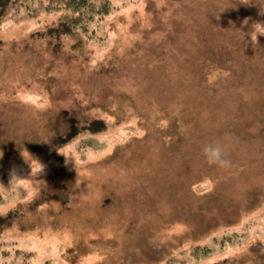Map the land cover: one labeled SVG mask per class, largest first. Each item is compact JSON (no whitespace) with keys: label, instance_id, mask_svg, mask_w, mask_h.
I'll list each match as a JSON object with an SVG mask.
<instances>
[{"label":"rangeland","instance_id":"374dc122","mask_svg":"<svg viewBox=\"0 0 264 264\" xmlns=\"http://www.w3.org/2000/svg\"><path fill=\"white\" fill-rule=\"evenodd\" d=\"M111 2L92 37L62 34V11L0 12V264H264V134L226 132L264 130V0ZM63 111L105 127L60 141ZM27 152L36 198L10 184Z\"/></svg>","mask_w":264,"mask_h":264},{"label":"trees","instance_id":"16d2710c","mask_svg":"<svg viewBox=\"0 0 264 264\" xmlns=\"http://www.w3.org/2000/svg\"><path fill=\"white\" fill-rule=\"evenodd\" d=\"M23 9L27 12L30 17H37L41 12L51 13L54 11H62L63 14L68 16V20L60 22L62 25V34L73 30H79L81 33L92 37V33H88L89 26L94 22L102 19L107 14L111 13L113 10V5L111 0H0V12H5L6 10H11L13 12H18ZM216 97L212 98V102L217 105L218 99ZM222 99V98H220ZM234 102V101H233ZM238 102L234 103L232 111L238 108ZM239 112V111H238ZM215 116V115H214ZM63 117L67 120L68 131L61 137L60 141L69 139L75 135L80 130L88 129L93 132L101 131L105 127V123L102 119L94 118L91 120L80 119L75 115H70L67 111H63ZM225 118V117H224ZM194 124L192 129L181 133V130L176 133L175 136L179 135L181 140L185 138H191L194 136V129L199 126V120L197 118L193 119ZM226 122V121H225ZM195 125V126H194ZM230 130H226L227 133L233 134V137L240 141H249L255 139V137H260L264 134V130H253L247 127L231 126L228 125ZM218 131V130H217ZM211 131L207 135L208 139L212 141L220 140L224 135V130ZM264 140V139H263ZM1 198V195H0ZM204 251V253L209 255L211 250L206 245H197L191 248V254ZM176 256L169 255L167 261H174ZM166 261V264H168ZM212 264V263H208Z\"/></svg>","mask_w":264,"mask_h":264},{"label":"clouds","instance_id":"9594fccd","mask_svg":"<svg viewBox=\"0 0 264 264\" xmlns=\"http://www.w3.org/2000/svg\"><path fill=\"white\" fill-rule=\"evenodd\" d=\"M261 15H264V11H261ZM244 23L247 24L248 20H245ZM251 28L252 32L248 36H250L251 43L254 46L258 44V36H264V22H255L251 25ZM201 151L206 163L210 166H216L225 170L234 167L232 161L226 155L224 146L219 142L206 143L203 145ZM2 155H0V157H2ZM28 155L31 157V160L26 159L22 154L24 160L29 164L31 169L28 177L22 178L13 170L11 172L10 184L15 183L19 190H22L32 198H36L47 187L45 181L38 179V177L44 173L45 165L38 159H34L29 153Z\"/></svg>","mask_w":264,"mask_h":264}]
</instances>
